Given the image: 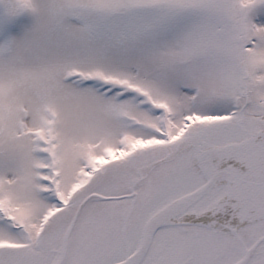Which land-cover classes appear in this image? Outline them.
I'll use <instances>...</instances> for the list:
<instances>
[{
    "label": "snow or ice",
    "instance_id": "1",
    "mask_svg": "<svg viewBox=\"0 0 264 264\" xmlns=\"http://www.w3.org/2000/svg\"><path fill=\"white\" fill-rule=\"evenodd\" d=\"M0 264H264V0H0Z\"/></svg>",
    "mask_w": 264,
    "mask_h": 264
}]
</instances>
